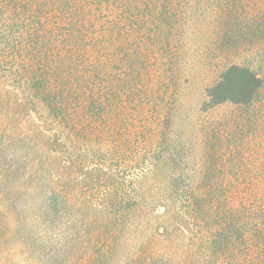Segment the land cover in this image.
<instances>
[{
    "label": "rangeland",
    "instance_id": "obj_1",
    "mask_svg": "<svg viewBox=\"0 0 264 264\" xmlns=\"http://www.w3.org/2000/svg\"><path fill=\"white\" fill-rule=\"evenodd\" d=\"M208 2L198 0L176 35L152 23L126 29L124 16L117 37L105 32V83L116 87L105 90L96 120L77 115L76 99L64 130L37 103L10 116L0 104V264H174L209 238L161 205L145 211L167 185L234 189L247 210L263 205L264 85L248 105L201 104L229 63L264 76V40L251 51L229 48ZM8 84L0 69V96L21 99ZM175 205L173 213L182 209ZM263 255L216 249L211 264H263Z\"/></svg>",
    "mask_w": 264,
    "mask_h": 264
},
{
    "label": "trees",
    "instance_id": "obj_2",
    "mask_svg": "<svg viewBox=\"0 0 264 264\" xmlns=\"http://www.w3.org/2000/svg\"><path fill=\"white\" fill-rule=\"evenodd\" d=\"M207 4L216 20V37L234 41L229 48L247 44L251 51L255 39L264 40V0H209ZM197 5L198 0H0V69L9 78L7 86L23 95L8 100L10 91L5 90L0 96L5 115L39 104L64 130L70 121L68 104L76 99L81 119H98L105 90L116 87L115 81L105 83L108 78L101 59L106 33L109 38L117 37L118 27L122 31L117 25L124 16L126 29L152 23L176 35L177 26L185 24V16ZM132 10L138 11L135 19L127 18ZM263 85L259 68L229 63L205 87L201 110L224 103L248 105ZM156 190L153 200L143 204L145 211L161 205L171 217L182 214L190 218L209 238L200 242L198 249H182L174 264H211L216 249H264V203L261 207L254 203L247 210V197L240 194L243 191L208 186L177 189L171 185ZM52 194H46L47 201L56 203L58 197ZM178 200L182 209L176 207L173 213L169 206L174 208ZM55 203L46 205L48 212L55 210ZM259 262L264 264V255Z\"/></svg>",
    "mask_w": 264,
    "mask_h": 264
}]
</instances>
